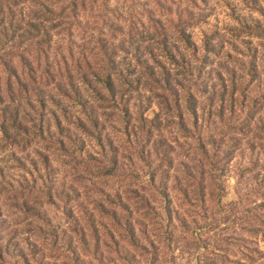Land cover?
<instances>
[{
  "label": "rangeland",
  "instance_id": "374dc122",
  "mask_svg": "<svg viewBox=\"0 0 264 264\" xmlns=\"http://www.w3.org/2000/svg\"><path fill=\"white\" fill-rule=\"evenodd\" d=\"M193 1L190 4L188 0H110L109 9L117 12V19L111 20L118 29L117 40L123 37L129 25L145 36L143 27L151 29L153 14L151 20L157 22L161 35H167L173 42L172 27L176 30L182 23V20L176 21L175 13L183 14L188 10L194 16L205 15L204 22L194 18L186 27L187 34L200 50L199 55L204 54L202 45L206 39L212 40L218 51V55L210 54L204 62L200 60L203 72L198 79L193 82V77L189 79L193 96H187L185 90L180 92L183 88L176 87V93L183 97L178 106L166 110L158 107L157 100H143L142 117H134L142 124L137 126L136 144L132 149L126 145L125 124L116 121L118 117H98L100 127L96 133L110 138L113 147L101 149L95 140L64 124L74 144L72 146L65 138L67 131L63 132L68 150L63 152L62 160L52 111L59 117L62 115L51 102L46 111L39 112V117L45 122V138L52 144L39 140L25 153H14L10 147L1 146V192L28 184L40 189L45 185L58 187L60 192L63 182V194L74 187L80 195L64 198L69 205L57 200L52 205L46 198L39 200L41 206L36 204L39 219H26L15 209L6 210V223H2V227L10 228L1 233V237L12 255L6 256L7 264H22L15 249L26 241L37 249L60 248L53 254L55 259H47L43 264H99L88 255L91 249L85 250L78 243L68 218L70 214L65 213L77 206L89 207L93 196L85 195L84 188L92 189L93 183L98 181H105L109 191L133 183V189L143 187L148 197L150 189L155 213L159 214H151L141 231L136 228L141 248H135V243L130 241L131 245L125 247L126 263L113 256L115 263L112 264H264V0ZM83 34L73 40L77 46L84 44L80 40ZM54 38V48L67 47V38ZM178 49L185 59L180 65L187 69L189 62L188 67L195 70L197 61L193 60L191 52ZM166 67L172 70L180 85L184 88L189 85L180 67L175 70L172 65ZM42 90L47 95L53 93V87ZM145 95L150 97L149 93ZM71 106L63 100V120L68 112L78 115L79 109ZM35 151L51 156L52 163L44 172V166L39 163L40 172L30 176L19 162H26L27 155L37 161ZM113 157L117 162L112 170L114 177L93 179L81 173L86 159L104 163ZM25 167L33 170L26 163ZM100 171L106 172V169ZM152 176L154 183H151ZM79 177H83L80 182ZM5 180L9 183L5 184ZM123 189L122 186L121 191ZM160 189L168 194L169 202L163 203L158 196ZM8 195L4 194L3 198ZM75 212L77 218L80 213ZM103 223L107 225L106 221ZM11 228L21 232L19 239L12 235ZM90 243L94 245V241ZM65 256L71 257L70 260Z\"/></svg>",
  "mask_w": 264,
  "mask_h": 264
},
{
  "label": "trees",
  "instance_id": "16d2710c",
  "mask_svg": "<svg viewBox=\"0 0 264 264\" xmlns=\"http://www.w3.org/2000/svg\"><path fill=\"white\" fill-rule=\"evenodd\" d=\"M193 2L188 0L190 4ZM156 5L159 6V1ZM109 6L110 0H0V148L10 147L14 153H25L36 142L52 144V141L45 138V122L43 117H39V112L46 111L51 102L61 110L62 115L59 117L52 111L62 160L63 152L67 153L68 150L63 142V132L67 131L65 138L72 146L74 144L69 129L66 130L64 124L80 132L82 136L95 140L101 149L104 146L113 147L114 142L110 138L96 133L100 127L98 117H118L116 121L121 120L125 124L123 134L126 145L132 149L137 126L141 127L142 124L134 117H142L143 100H157L159 108L170 110L182 102L183 97L176 93V87L183 88L180 92L185 90L187 96H193L190 80L191 77L192 82L198 79L203 72L200 60L204 62L210 54L218 55L217 45L206 39L202 45L204 54L200 56L198 46L186 32L189 21L197 18V21L204 22L205 15L199 13L194 16L188 10H184L183 14L175 13L176 21L182 20V23L176 30L172 27L174 33L171 35L175 34L173 42L167 35H161L157 22L151 20L153 14L150 19L151 29L143 27L145 36H141L140 31L129 25L128 33L126 31L117 40L118 29L111 22L117 19V12L113 13ZM257 29L261 30V27L258 26ZM82 33L84 34L80 40L84 44L77 46L73 40ZM58 36L67 38V47L63 50L54 48V37ZM175 43L180 46L177 47ZM180 47L183 51L191 52V57L197 61L195 70L188 67L189 62L186 63L187 69L180 65V62L185 61L178 49ZM167 65H172L174 70L180 67L183 77H186L185 81L190 79L188 86L185 83L186 88L175 80ZM49 87H53L55 95L43 92L42 89ZM55 96L61 100H56ZM63 100L75 105L79 109L78 115L72 116L68 112L71 116L67 113L63 120ZM122 117L130 119L124 120ZM132 128L133 131H130ZM46 129L50 131L49 127ZM35 153L38 155L37 161L31 155L25 157L24 163L17 161L21 164V169L30 176L33 172H40L39 163L44 166L43 172L52 163L51 156L39 151ZM113 158L104 163L97 160H94L97 163H92V160L86 159L81 173L89 174L93 179L112 178L113 167L117 164L115 157ZM62 160L60 163L63 165ZM25 163L33 170L27 169ZM103 169L106 172L100 171ZM77 180H83V177ZM5 181V184L9 183ZM154 182L152 176L151 183ZM60 184V192L58 187L50 188L45 185V189H40L29 184L19 186L20 189L6 190L5 193L0 191V264H7L6 256H12L1 237V233L10 228L2 227V223H6L5 211L15 209L19 215L26 216V219H39L36 205L41 206L39 200L46 198L52 205L56 200L60 204H66L67 200L64 201V198H70L71 194L80 196L74 187H69L68 192L63 194V182ZM105 186V181H98L93 183L92 189L86 191L84 186L79 185L84 188L83 193L91 194L93 199L88 203L89 207L81 205L65 213L70 214L68 218L72 222V230L78 243L85 250L91 249L88 255L96 259L97 263H115L113 256L126 263V245L135 243V248H141L137 242L136 228L139 227L141 231L146 227L144 221L149 222L151 214H159L155 213L150 189L148 197L143 187L133 189V183H126L111 191ZM122 186L125 189L121 191ZM4 194H9L6 199L3 198ZM158 196L163 199V203L169 202L165 191L160 189ZM75 211L80 213L77 218ZM105 221L107 225L103 223ZM12 229V235L19 239L21 232ZM90 241H94V245ZM59 250L58 247L37 249L27 241L15 249L16 257L22 264H43L47 259H55L53 254ZM72 250L74 249H69L71 253H76ZM64 258L70 260L71 257Z\"/></svg>",
  "mask_w": 264,
  "mask_h": 264
}]
</instances>
